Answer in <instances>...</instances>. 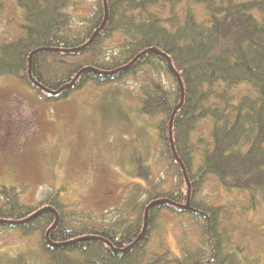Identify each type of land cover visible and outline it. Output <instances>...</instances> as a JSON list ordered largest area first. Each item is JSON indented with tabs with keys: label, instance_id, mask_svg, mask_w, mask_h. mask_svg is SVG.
<instances>
[{
	"label": "trees",
	"instance_id": "1",
	"mask_svg": "<svg viewBox=\"0 0 264 264\" xmlns=\"http://www.w3.org/2000/svg\"><path fill=\"white\" fill-rule=\"evenodd\" d=\"M13 1L23 21L0 43V77L43 103L87 84L138 81L139 113L155 119L171 176L170 184L155 183L138 164L140 183L107 223L88 215L72 221L56 191L27 205L1 186L0 233L38 236L44 261L30 264H239L237 251L227 250L226 208L199 194L212 177L226 192L248 194V210L264 203V0H93L88 16L74 15L69 0ZM194 7L203 9L201 20ZM202 122L211 124L207 138L193 140ZM163 213L188 218L198 244L181 240L178 257L162 244L150 250Z\"/></svg>",
	"mask_w": 264,
	"mask_h": 264
},
{
	"label": "rangeland",
	"instance_id": "2",
	"mask_svg": "<svg viewBox=\"0 0 264 264\" xmlns=\"http://www.w3.org/2000/svg\"><path fill=\"white\" fill-rule=\"evenodd\" d=\"M69 1L74 2V15L91 14L93 0ZM185 8L183 4L178 9L183 14ZM192 10L201 20L203 9ZM162 15H169L168 7ZM22 21V10L13 0H0V43L20 33ZM139 86L132 78L102 88L87 84L64 100L43 103L19 81L0 77V187H14L27 205H35L56 191L73 212L72 221L88 215L107 223L113 220L131 185L140 183L135 178L138 164L151 172L155 183L170 184L171 173L160 154L155 119L138 110ZM243 93L254 92L245 87ZM210 128V122L198 124L193 140L199 134L207 138ZM199 197L226 208L227 250L237 251L239 264H264V203L248 210V194L226 192L212 177L204 183ZM181 240L191 248L198 244L195 225L184 216L163 213L149 249L156 250L162 244L178 257ZM37 241L38 236L0 233V264H15L20 256L25 264L32 263L34 257L44 261Z\"/></svg>",
	"mask_w": 264,
	"mask_h": 264
},
{
	"label": "water",
	"instance_id": "3",
	"mask_svg": "<svg viewBox=\"0 0 264 264\" xmlns=\"http://www.w3.org/2000/svg\"><path fill=\"white\" fill-rule=\"evenodd\" d=\"M171 148H173V147L171 146ZM187 197H189V193H188V196Z\"/></svg>",
	"mask_w": 264,
	"mask_h": 264
}]
</instances>
